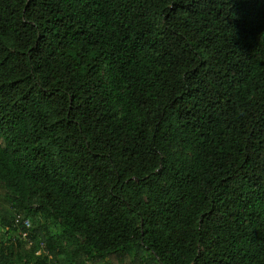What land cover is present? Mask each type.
<instances>
[{
    "label": "trees",
    "instance_id": "obj_1",
    "mask_svg": "<svg viewBox=\"0 0 264 264\" xmlns=\"http://www.w3.org/2000/svg\"><path fill=\"white\" fill-rule=\"evenodd\" d=\"M130 260L264 264V0H0V264Z\"/></svg>",
    "mask_w": 264,
    "mask_h": 264
},
{
    "label": "rangeland",
    "instance_id": "obj_2",
    "mask_svg": "<svg viewBox=\"0 0 264 264\" xmlns=\"http://www.w3.org/2000/svg\"><path fill=\"white\" fill-rule=\"evenodd\" d=\"M170 150V157H172V160H174L176 163H186L188 161H190L191 159V154H192V149L191 147H187L182 145L181 143H175V144H171L169 147ZM163 178V173H158L157 179L160 183L164 184V181H162L161 179ZM32 222V226L33 227H39L41 225H43L46 221V219L42 216V215H38V217L34 220H31ZM50 231L53 234H59L61 229L57 226V225H49ZM31 244L28 245H23L22 247H20L18 249L19 253L21 254L22 258H25L26 255H28L32 249ZM131 253L134 255L135 254V250L133 249L131 251ZM42 255V250H38L36 253V256H40ZM133 258L131 257V260ZM131 264H133V261H131ZM106 264H109L108 261H106Z\"/></svg>",
    "mask_w": 264,
    "mask_h": 264
},
{
    "label": "built area",
    "instance_id": "obj_3",
    "mask_svg": "<svg viewBox=\"0 0 264 264\" xmlns=\"http://www.w3.org/2000/svg\"><path fill=\"white\" fill-rule=\"evenodd\" d=\"M16 222H17V224H19V223L23 224L24 227H26L27 229H30L32 227V223L30 220H26V221L22 222L19 218L16 220ZM19 237H21L24 240V242L29 243L31 241L30 236H29V232H25V233L22 232V233H20Z\"/></svg>",
    "mask_w": 264,
    "mask_h": 264
}]
</instances>
